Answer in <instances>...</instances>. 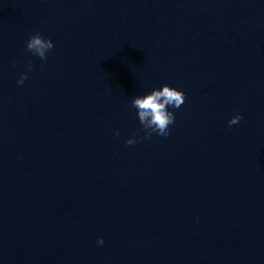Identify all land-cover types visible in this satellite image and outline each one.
<instances>
[{
    "label": "water",
    "instance_id": "1",
    "mask_svg": "<svg viewBox=\"0 0 264 264\" xmlns=\"http://www.w3.org/2000/svg\"><path fill=\"white\" fill-rule=\"evenodd\" d=\"M0 264H264V0H0Z\"/></svg>",
    "mask_w": 264,
    "mask_h": 264
},
{
    "label": "clouds",
    "instance_id": "2",
    "mask_svg": "<svg viewBox=\"0 0 264 264\" xmlns=\"http://www.w3.org/2000/svg\"><path fill=\"white\" fill-rule=\"evenodd\" d=\"M54 47L50 38L43 37L39 32L34 33L26 42L28 52L38 56L41 60H47V52ZM28 71H31V63L27 66ZM29 78L28 73H21L17 80L18 85H23L25 80ZM185 100V93L177 90L175 87H170L164 84L159 89H153L147 94L136 95L132 101V107L137 109V115L140 125L142 126L145 136L143 138L150 139L153 133L161 137L169 135V125L175 122V115L169 111V107L179 108ZM242 119L240 114L233 116L228 124L231 127L239 123ZM139 132H135L132 138H129L125 143L129 146L136 143V136ZM119 135V131H116ZM104 240L102 237L97 239V244L102 245Z\"/></svg>",
    "mask_w": 264,
    "mask_h": 264
}]
</instances>
